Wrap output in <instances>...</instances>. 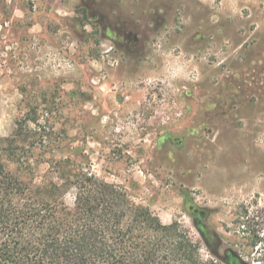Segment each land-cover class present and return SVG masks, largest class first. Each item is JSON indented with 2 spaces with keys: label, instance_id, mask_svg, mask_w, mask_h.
Here are the masks:
<instances>
[{
  "label": "rangeland",
  "instance_id": "1",
  "mask_svg": "<svg viewBox=\"0 0 264 264\" xmlns=\"http://www.w3.org/2000/svg\"><path fill=\"white\" fill-rule=\"evenodd\" d=\"M21 119L36 195L68 160L203 258L264 263V0H0V137Z\"/></svg>",
  "mask_w": 264,
  "mask_h": 264
},
{
  "label": "trees",
  "instance_id": "2",
  "mask_svg": "<svg viewBox=\"0 0 264 264\" xmlns=\"http://www.w3.org/2000/svg\"><path fill=\"white\" fill-rule=\"evenodd\" d=\"M23 121L0 137V264H221L203 258L177 221L163 223L124 186L63 168L68 160H56L58 181L36 195L6 164ZM72 187L70 206L63 197Z\"/></svg>",
  "mask_w": 264,
  "mask_h": 264
},
{
  "label": "flooded vegetation",
  "instance_id": "3",
  "mask_svg": "<svg viewBox=\"0 0 264 264\" xmlns=\"http://www.w3.org/2000/svg\"><path fill=\"white\" fill-rule=\"evenodd\" d=\"M185 203L187 204V209L190 211V213L193 215V213H194V215H195V217L197 218V219H201V216H199L198 215V213H203V210H201V209H199L193 202H192V200L188 197V196H186L185 197ZM206 233H204V235H205ZM229 262L232 264V263H234V260L233 259H230L229 260Z\"/></svg>",
  "mask_w": 264,
  "mask_h": 264
}]
</instances>
